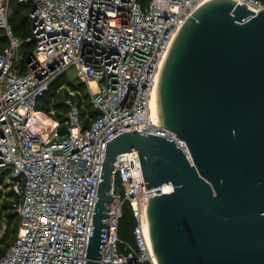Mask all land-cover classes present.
Masks as SVG:
<instances>
[{
    "label": "built area",
    "instance_id": "built-area-1",
    "mask_svg": "<svg viewBox=\"0 0 264 264\" xmlns=\"http://www.w3.org/2000/svg\"><path fill=\"white\" fill-rule=\"evenodd\" d=\"M20 1L31 6L33 42L22 74L12 66L20 40L7 24V0H0L7 39L0 50V170H8L1 183L12 194L9 209L18 220L0 264H84L108 140L133 130L162 137L191 163L184 141L158 126L150 99L178 28L203 0ZM235 3L253 13L264 8L261 0ZM70 67L96 117L83 128L76 103L67 100L64 135H57L55 121L47 136L45 126L31 129L30 115L41 112L37 100L56 78L66 80ZM171 188H144L135 150L116 156L99 264H153L143 235L145 203ZM123 204L135 221L130 244L117 236Z\"/></svg>",
    "mask_w": 264,
    "mask_h": 264
},
{
    "label": "water",
    "instance_id": "water-1",
    "mask_svg": "<svg viewBox=\"0 0 264 264\" xmlns=\"http://www.w3.org/2000/svg\"><path fill=\"white\" fill-rule=\"evenodd\" d=\"M203 0L178 28L160 67L158 126L184 141L135 130L105 143L84 264L108 236L118 154L137 153L147 198L143 235L153 264H264V8Z\"/></svg>",
    "mask_w": 264,
    "mask_h": 264
},
{
    "label": "trees",
    "instance_id": "trees-1",
    "mask_svg": "<svg viewBox=\"0 0 264 264\" xmlns=\"http://www.w3.org/2000/svg\"><path fill=\"white\" fill-rule=\"evenodd\" d=\"M264 3V0H261ZM8 4V15H7V24L12 30L13 34L19 38L20 45L17 49V55L13 60L12 66L13 69L18 73L22 74L25 71L24 64L27 59L28 54L31 52L33 48V42L28 41L30 38V21L28 18V13L31 9L30 4L22 2L20 0H7ZM7 39L4 36V32L0 29V50L6 46ZM74 85V86H73ZM62 86V87H61ZM61 87L60 89H58ZM69 90H68V89ZM84 85L81 82L76 84L68 83L62 76L56 78L47 90L42 94V96L37 100L35 104L36 110H42L43 105L48 104L52 97H55L58 91L64 93H68L70 97L75 96L76 105L79 111V121L83 128L87 127L89 123L96 117L97 112L92 108L89 104L87 94L84 92ZM87 101V102H86ZM59 106H63L62 103H58ZM64 107V106H63ZM47 110V108L45 109ZM67 112V107H65V111L60 115H56L54 118L56 120L59 136L64 135L66 133V125L65 116ZM39 112H36L35 115H39ZM8 170H0V183L3 181L4 176L7 174ZM9 198L12 197L10 190L8 191ZM1 209L4 210L5 214L4 222H5V231L3 237L0 239V256L3 254L4 250L10 245L12 242L18 220L14 214H10L9 203L5 202ZM1 215V211H0ZM135 224L134 218L130 212L129 207L126 204H123L121 207V214L117 222V236L120 240L132 243L131 230ZM10 230V231H9ZM9 231V232H8ZM10 233H12V238L10 242L8 238H10Z\"/></svg>",
    "mask_w": 264,
    "mask_h": 264
},
{
    "label": "rangeland",
    "instance_id": "rangeland-1",
    "mask_svg": "<svg viewBox=\"0 0 264 264\" xmlns=\"http://www.w3.org/2000/svg\"><path fill=\"white\" fill-rule=\"evenodd\" d=\"M65 77H66V81L68 83H74L76 80H78V71L76 70L75 67H70L66 70ZM67 100H69L70 102H76L75 96L70 97L68 95V93H66V92L64 93V91L63 92L58 91L56 96L52 97L50 99V101L48 102V104L43 105L44 108L41 110V112H39L40 114L35 116L36 120L41 124L40 127L45 126L44 130H46V131L49 130L51 127L54 128L55 127L54 121L56 122V120L54 118L56 117V115H60L62 117V115L65 114L63 112L65 111V107H67L66 106ZM86 100H88V98H86ZM58 103H62L64 107L59 106ZM46 108H47V110H45ZM67 110H68V107H67ZM58 129L59 128H57V131H56L57 135L59 134ZM8 191H9L8 186L5 185L4 183H0V211H1L0 230L2 229L3 235H4V231H5L4 217H5L6 213H3L4 210L1 209V206L5 202L9 203L11 200V198H9V196H8ZM8 211L10 214H12L10 209H8ZM0 234H2L1 231H0ZM11 238H12V233H10V238H8L7 242L8 241L10 242Z\"/></svg>",
    "mask_w": 264,
    "mask_h": 264
},
{
    "label": "bare ground",
    "instance_id": "bare-ground-1",
    "mask_svg": "<svg viewBox=\"0 0 264 264\" xmlns=\"http://www.w3.org/2000/svg\"><path fill=\"white\" fill-rule=\"evenodd\" d=\"M150 108H151V111H152L153 115L155 116L157 113H156V97H155V93L154 92L151 95ZM35 114H36V112L32 113L30 115V117H29V123L28 124H29V126H30L31 129H34L36 127H40L41 126V124L36 120V118H35L36 115ZM52 128L53 127H51L47 131L44 130V132L46 133L45 134L46 136L49 135V133H50V131H51Z\"/></svg>",
    "mask_w": 264,
    "mask_h": 264
}]
</instances>
